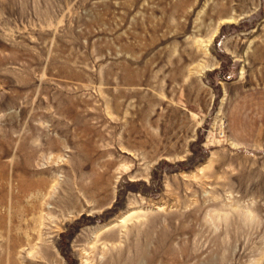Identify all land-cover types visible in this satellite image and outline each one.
Instances as JSON below:
<instances>
[{"label":"rangeland","instance_id":"1","mask_svg":"<svg viewBox=\"0 0 264 264\" xmlns=\"http://www.w3.org/2000/svg\"><path fill=\"white\" fill-rule=\"evenodd\" d=\"M17 263L264 264V0H0Z\"/></svg>","mask_w":264,"mask_h":264},{"label":"bare ground","instance_id":"2","mask_svg":"<svg viewBox=\"0 0 264 264\" xmlns=\"http://www.w3.org/2000/svg\"><path fill=\"white\" fill-rule=\"evenodd\" d=\"M14 242H15V240H14ZM12 246V245H11ZM12 253V252H11ZM17 256V255H16ZM10 257H11V255H10ZM10 260H12V259H10ZM16 261V260H15ZM18 264V263H17Z\"/></svg>","mask_w":264,"mask_h":264}]
</instances>
